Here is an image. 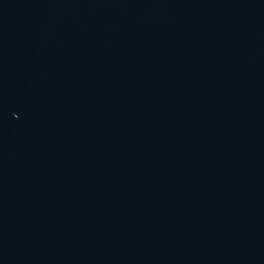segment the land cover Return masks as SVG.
I'll return each instance as SVG.
<instances>
[{
	"label": "water",
	"instance_id": "obj_1",
	"mask_svg": "<svg viewBox=\"0 0 264 264\" xmlns=\"http://www.w3.org/2000/svg\"><path fill=\"white\" fill-rule=\"evenodd\" d=\"M0 264H264V0H0Z\"/></svg>",
	"mask_w": 264,
	"mask_h": 264
}]
</instances>
